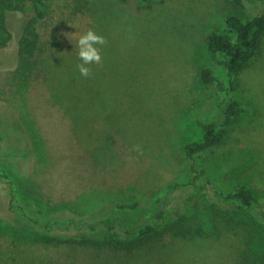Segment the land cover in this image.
Here are the masks:
<instances>
[{"label":"rangeland","instance_id":"obj_1","mask_svg":"<svg viewBox=\"0 0 264 264\" xmlns=\"http://www.w3.org/2000/svg\"><path fill=\"white\" fill-rule=\"evenodd\" d=\"M9 1L18 10H8L0 26V264H130L132 257L44 244L33 228L15 229L24 215L11 204L26 198L12 202V178L38 202L31 205L35 218L39 208H47L46 219L62 215L56 209L80 217L106 201L137 200L136 212L120 214L128 223L148 215L154 199L176 184L168 205L182 207L205 235L184 240L167 233L131 264H235L254 234L255 249L264 252V223L254 212L252 220L236 217L227 232L211 208L219 207L216 191L239 185L264 203V41L237 74L206 43L208 34L225 29L228 14H264V0H243V9L230 0H45L32 56L19 53V40L34 6ZM89 29L107 43L85 78L76 43ZM204 68L224 89L204 84ZM228 98L243 111L225 141L190 159L185 145L202 137L200 122Z\"/></svg>","mask_w":264,"mask_h":264},{"label":"trees","instance_id":"obj_2","mask_svg":"<svg viewBox=\"0 0 264 264\" xmlns=\"http://www.w3.org/2000/svg\"><path fill=\"white\" fill-rule=\"evenodd\" d=\"M30 1L34 6V14L25 21L19 40V53L26 56H32L37 49L36 24L45 16V0ZM140 1L149 3L152 0ZM230 1L236 7L243 9V0ZM13 9L18 10L12 6L9 0H0L1 28L5 29L6 14H8V10ZM237 11L239 10L237 9ZM224 24V30L207 35L206 43L212 53L222 55V58L218 59V63L224 66L228 72L237 74L246 68L262 47L264 14L245 19L240 15V12H233L228 14ZM201 78L206 85L218 84L221 89H224V84L211 68H204L201 72ZM242 111L243 109L234 99L228 98L219 101L218 112L211 120L200 122L203 131L202 137L185 145L186 155L190 159H194L197 154L208 152L220 146L225 141L229 126L235 122ZM13 163V170L18 172L17 161L14 160ZM17 182L12 178V184L15 186L12 202L20 201L22 197L28 198L30 201L25 203L26 199H24L22 206L11 204L12 209H19L24 215L22 220L14 221V228L17 230L25 227L33 228L36 230V240L44 244H71L97 251L120 253L125 256H132L128 259L131 264L138 259L137 257L141 253L149 251L150 247L158 246L167 233L184 240H196V238L199 239L205 235V227L201 223L193 225L182 207L168 205L170 193L175 189L176 184H170L164 195L154 199L148 215H143L141 219L137 218L132 223H128L120 217V214L136 212L139 206L137 200L115 199L106 201L98 204L87 213L85 212L84 215H79L80 217L73 213V215H67L65 210L56 209L62 211V215L56 214L53 215L54 217L46 219L47 208H39L38 213L42 216L35 218V215L31 213L33 210L31 205L32 203L38 204V202L31 199L28 192L25 194ZM214 198L219 207L211 204V208L215 210L220 221H226L225 224L220 225V228L224 227L221 230L227 232L233 230L238 224L231 222L238 216H250V220H252L251 213L253 212L256 221L264 223V203L248 186L239 185L227 193L216 191ZM256 206L260 208L255 210ZM238 221L241 220L238 219ZM240 226L243 231L251 234V231L246 230L242 224ZM254 239L255 234L249 240L245 238V249L238 255L236 260L238 263L235 262V264H264V252L255 249ZM118 264L124 263L120 261Z\"/></svg>","mask_w":264,"mask_h":264},{"label":"clouds","instance_id":"obj_3","mask_svg":"<svg viewBox=\"0 0 264 264\" xmlns=\"http://www.w3.org/2000/svg\"><path fill=\"white\" fill-rule=\"evenodd\" d=\"M107 43L106 38L97 34L94 30L89 29L85 34L81 35L76 43L78 47V56L82 61L78 70L81 76L87 78L91 74L88 65L100 64L102 62L101 48Z\"/></svg>","mask_w":264,"mask_h":264}]
</instances>
